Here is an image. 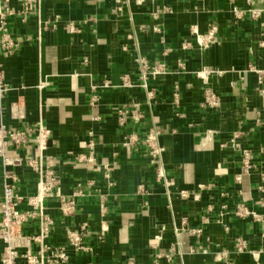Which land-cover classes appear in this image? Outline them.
Instances as JSON below:
<instances>
[{
    "label": "crops",
    "instance_id": "crops-1",
    "mask_svg": "<svg viewBox=\"0 0 264 264\" xmlns=\"http://www.w3.org/2000/svg\"><path fill=\"white\" fill-rule=\"evenodd\" d=\"M40 2L26 22L9 18L18 47L0 56L8 87L0 126L36 127L26 147L0 155V220L6 171L16 174L23 212L51 167L59 185L44 201L54 220L48 242L67 250L64 264H155L168 254L159 264H264V0ZM1 5L18 11L20 0ZM213 27L216 42L199 47ZM139 54L163 69L144 76ZM207 88L221 109L202 107ZM134 104L141 119L119 113ZM152 128L157 158L145 144ZM235 133L253 153L248 174L230 144ZM61 197L74 201L71 214ZM239 205L259 218L237 216ZM38 231L35 220L23 228ZM76 236L83 250L71 244ZM30 249L38 255L39 243ZM2 252L0 242V260Z\"/></svg>",
    "mask_w": 264,
    "mask_h": 264
},
{
    "label": "built area",
    "instance_id": "built-area-1",
    "mask_svg": "<svg viewBox=\"0 0 264 264\" xmlns=\"http://www.w3.org/2000/svg\"><path fill=\"white\" fill-rule=\"evenodd\" d=\"M0 0V56L2 53L13 54L18 47L16 40L14 39L8 20L12 16H18L22 22H26L30 16L39 15L40 13V0H20V9L17 11L15 9L6 8L3 9ZM235 16L240 18L243 11L235 8ZM72 32L76 31V27L73 23L70 24ZM216 28L213 27L208 34L198 35L197 44L201 48H210L215 41ZM130 39L133 36H129ZM137 62L139 67L143 71V75L146 76L150 68L154 73L160 72L163 68L159 64H155L153 67H149L148 61L141 57L139 54L137 57ZM179 66L185 69L184 63H180ZM260 77L264 75V71L259 72ZM200 76L206 80L207 74L201 73ZM125 86H130L128 77L126 76L123 80ZM8 92V87L5 81V75L3 71V65L0 61V115L3 113V101L6 98ZM153 96L149 95L151 100ZM93 101H98L97 98H93ZM175 101H179L178 97H175ZM202 107L204 109H209L212 111H217L222 107V100L219 95H217L212 89L207 88L204 91V97L202 102ZM119 113L130 114L136 119H141L142 115L140 113L138 105L134 104L132 109L119 111ZM122 123L124 118H121ZM43 132L42 126L38 129ZM36 127H24L21 130H11L8 131L4 126H0V155L4 156L6 149H22L27 146L29 138L35 133ZM159 135L160 133L154 128L148 133L145 144L151 149L150 154L152 157L157 158L160 155L161 149L159 147ZM242 134L235 133L231 139V147L238 150L241 153V164L245 174H248L252 169L253 153L249 148L245 147L241 140ZM134 142L136 140H133ZM132 143V138L125 143V146H129ZM90 148L94 147L93 142L89 144ZM79 161H87V155H81L78 157ZM7 165L13 167H22L24 165L22 159L10 160L5 158ZM29 166H34L33 161H28ZM104 177L109 180L110 174L107 169ZM240 179V177H239ZM17 177L14 172L7 170L5 173V193L2 203V216L0 220V242L3 244V252L1 255V264H20L23 261L26 264H45V253H49L46 257L47 263L54 264H64L69 261V255L65 248L53 247L49 244L48 240L51 237L54 220L46 212L44 206V201L46 198L52 196V193L56 187L59 185V178L57 174L48 167L43 173L41 180L37 186V193L35 196L28 197L26 203L29 206L27 211H20L19 206L24 202V199L15 195ZM80 187V186H79ZM261 192H264V175L262 178V183L259 187ZM80 193V192H79ZM264 204V202H263ZM74 201L67 200L65 197H61V211L65 214H71L74 210ZM236 215L239 217H245L252 215L255 219L259 218L257 214L251 212L244 205H239L236 211ZM30 220H35L38 222L39 231L38 234L31 237L26 236L23 232L24 225ZM190 234L199 235L201 229H188ZM34 241L39 243V253L38 255L33 254L30 249V243ZM71 244L75 247L76 251L83 250L81 245L80 237L71 238ZM25 250V251H24ZM201 250V249H199ZM24 251V252H22ZM203 251V250H202ZM171 259V255L166 256L157 255V262L162 258Z\"/></svg>",
    "mask_w": 264,
    "mask_h": 264
}]
</instances>
